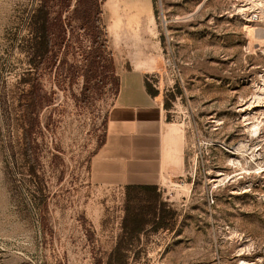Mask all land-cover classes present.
Returning <instances> with one entry per match:
<instances>
[{"label": "rangeland", "instance_id": "rangeland-1", "mask_svg": "<svg viewBox=\"0 0 264 264\" xmlns=\"http://www.w3.org/2000/svg\"><path fill=\"white\" fill-rule=\"evenodd\" d=\"M262 12L264 0H0V264H107L127 238L126 189L92 163L124 62L149 59L183 168L161 189L175 216L140 235L130 264H264ZM29 71L34 88L18 87ZM23 127L38 177L12 141Z\"/></svg>", "mask_w": 264, "mask_h": 264}, {"label": "crops", "instance_id": "crops-1", "mask_svg": "<svg viewBox=\"0 0 264 264\" xmlns=\"http://www.w3.org/2000/svg\"><path fill=\"white\" fill-rule=\"evenodd\" d=\"M124 63L127 67L121 69L119 92L105 141L93 159L92 176L123 189L154 185L161 191L173 175H181L182 128L168 120L163 93L153 96L147 90V74L156 63L151 59L140 66Z\"/></svg>", "mask_w": 264, "mask_h": 264}, {"label": "trees", "instance_id": "trees-1", "mask_svg": "<svg viewBox=\"0 0 264 264\" xmlns=\"http://www.w3.org/2000/svg\"><path fill=\"white\" fill-rule=\"evenodd\" d=\"M44 8L38 12V19L40 22L41 40L38 42L37 53L44 54L47 51V43L45 41V17ZM40 54V55H41ZM37 57V54H35ZM36 59V58H34ZM17 86L23 84L34 88L35 76L29 71V73L23 74L17 80ZM146 86L148 92L157 96L159 90L156 89L151 82L146 80ZM20 99V98H19ZM19 101H22L19 100ZM165 108L169 109L171 104L165 101ZM24 132L22 136L14 135V146H18L19 155L23 156L25 162H27L28 172L31 176L38 177L36 164L33 161L32 145L28 136V131L23 127ZM13 156H16V152H13ZM126 214L123 221L124 232L127 233V238L121 240L115 247L114 251L110 254L107 264H130L127 251L136 241H140V235L144 233L150 226L153 231L160 228L169 226V221L175 216V211L167 210V204L162 199V192L158 190L154 185H127L126 186ZM40 191H43L40 187Z\"/></svg>", "mask_w": 264, "mask_h": 264}, {"label": "built area", "instance_id": "built-area-1", "mask_svg": "<svg viewBox=\"0 0 264 264\" xmlns=\"http://www.w3.org/2000/svg\"><path fill=\"white\" fill-rule=\"evenodd\" d=\"M254 16H255V17H258L259 15H256V14H255Z\"/></svg>", "mask_w": 264, "mask_h": 264}, {"label": "bare ground", "instance_id": "bare-ground-1", "mask_svg": "<svg viewBox=\"0 0 264 264\" xmlns=\"http://www.w3.org/2000/svg\"><path fill=\"white\" fill-rule=\"evenodd\" d=\"M263 13V12H262ZM264 14V13H263ZM251 30V29H250ZM254 30V29H253ZM253 36V35H252Z\"/></svg>", "mask_w": 264, "mask_h": 264}]
</instances>
